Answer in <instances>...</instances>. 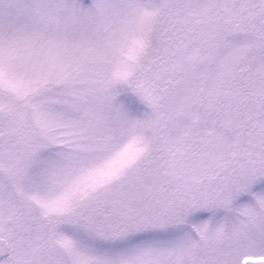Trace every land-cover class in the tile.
<instances>
[{
	"label": "snow or ice",
	"instance_id": "1",
	"mask_svg": "<svg viewBox=\"0 0 264 264\" xmlns=\"http://www.w3.org/2000/svg\"><path fill=\"white\" fill-rule=\"evenodd\" d=\"M0 264H264V0H0Z\"/></svg>",
	"mask_w": 264,
	"mask_h": 264
}]
</instances>
